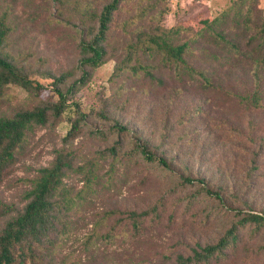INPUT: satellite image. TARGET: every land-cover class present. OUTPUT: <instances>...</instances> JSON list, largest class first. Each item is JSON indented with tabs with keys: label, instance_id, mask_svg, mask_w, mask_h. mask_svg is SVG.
<instances>
[{
	"label": "trees",
	"instance_id": "trees-1",
	"mask_svg": "<svg viewBox=\"0 0 264 264\" xmlns=\"http://www.w3.org/2000/svg\"><path fill=\"white\" fill-rule=\"evenodd\" d=\"M52 1L59 7L67 6L64 20L75 23L72 25L76 32L79 76L72 79L65 73L43 82L0 52V104L11 98L13 88H18L30 101L8 114H0V182L16 162L28 132L62 121L71 107L67 101L89 82L94 70L110 59L115 62L109 79L112 92L95 114L103 120L113 117L116 126L112 130L93 129L89 134L101 140L117 136L112 144L97 152L95 159L82 164H77L81 157L78 148H57L50 163L39 167L30 178L22 207L0 202V215L7 216L0 226V264H49L44 259L45 252L53 249L58 238L67 232L73 209L78 211L100 189H109L116 182L117 163L123 167V174L141 161L157 165L154 170L160 173L172 172L177 158L168 157L162 150L167 144L170 117L179 111L171 127H183L187 121L200 120L206 114L202 107H209L212 102V97L205 95L198 98V105L189 106L186 98L192 92L210 93L233 109L237 106L245 112L264 114V15L257 0H234L220 14L202 19L198 27L162 24L168 9H157L154 2L150 4L147 0ZM122 15L124 21L116 24ZM6 20L7 15L0 17V46L10 32ZM239 65L251 83L244 93L224 88L220 76L222 68ZM160 99L162 103L157 104ZM135 105L143 112L155 113L152 115L158 124L156 129L161 127L159 143L153 128L143 133L137 127L128 138L127 126L117 123L119 115L127 114ZM75 113L74 119L69 118L71 126L66 135L69 139L80 133L81 122L89 115ZM128 140L131 145L125 147ZM260 149L259 154L262 151L264 154V140ZM100 160L109 161L104 180L99 173ZM72 175H80L77 180L82 186L77 190L65 181ZM149 175L145 174L140 183H146ZM180 177L181 186L200 185L187 196V209L209 196L232 210L225 203L224 186L209 187L205 179L190 174ZM165 197L166 193L150 209L129 211L131 229L128 225L129 229L124 227L119 233L112 227L103 233V238L133 237L144 227L145 219L150 217V223L158 221ZM233 212L235 220L216 241L197 243L188 253L176 254L172 264L227 263L244 248L245 235L250 237L264 231V208L260 213L236 208ZM167 221L170 223L172 216Z\"/></svg>",
	"mask_w": 264,
	"mask_h": 264
},
{
	"label": "rangeland",
	"instance_id": "rangeland-1",
	"mask_svg": "<svg viewBox=\"0 0 264 264\" xmlns=\"http://www.w3.org/2000/svg\"><path fill=\"white\" fill-rule=\"evenodd\" d=\"M233 1L147 0L150 4L154 2L157 9H168L162 24L193 27H198L202 19L220 14ZM71 2L73 0L68 3ZM257 7L264 15V0H257ZM65 8L67 6L59 7L52 0H0V17L7 15L6 24L10 27L0 52L28 75L43 82L65 73H69L72 79L77 78L76 32L72 25L75 23L64 20L68 12ZM123 21L122 15L116 19V24ZM114 64V60L110 59L92 72L89 82L67 101L71 107L62 121L56 124L50 122L45 127L38 126L28 132L22 150L17 153L16 162L0 182V202L15 208L22 207L30 178L39 167L50 163L57 148H78L81 157L77 159V164H82L95 159L98 151L112 144L116 134L108 140H101L92 137L89 131L112 130L116 126L113 117L103 120L95 114L112 92L109 79ZM220 76L223 87L230 91L244 93L250 88L251 83L244 74L243 66H226L220 70ZM205 95L212 97V102L209 107H202L206 114L200 120L187 121L183 127H171L179 111L170 117L166 128L167 144L162 150L168 157L177 158L175 169L160 173L158 169L154 170L157 165L155 167L141 161L138 165L130 166L123 174V167L117 163L116 182L109 189H100L78 211L73 209V219L67 232L58 238L53 249L45 252L46 262L172 264L176 254L188 253L197 243L216 241L235 220V208L243 211L252 209L256 213L262 211L264 154L263 151L259 152L264 140V114L245 112L237 106L233 109L220 97L196 91L188 95L187 104L198 105V98ZM9 96L10 99L0 104V114H8L12 109L30 104L18 88H13ZM162 101L156 100L157 104ZM182 108L183 105L179 110ZM135 110L137 113H134ZM77 111L89 115L81 122L80 133L69 139L66 137L71 126L69 118L74 119ZM152 114L155 113L143 112L135 105L127 114L119 115L117 123L127 126L130 131L128 138L137 127L143 133L153 128L156 130V143H159L161 127L156 129L158 124ZM130 145L129 140L125 142V147ZM99 162V173L104 180L109 161ZM147 173H150L147 182L140 183ZM180 174L203 178L209 187L224 186L225 203L232 210L209 196L200 198L199 203L187 209V196L200 185L191 183L181 186ZM79 176L72 175L65 181L77 190L82 186L77 180ZM165 193L158 221L150 223V217L145 219L144 227L133 237L103 238V233L112 227L119 233L124 227L129 229L128 212L150 209ZM169 215L172 216L170 223L167 221ZM6 217L0 215V226ZM224 264H264V231L250 237L245 235L244 248Z\"/></svg>",
	"mask_w": 264,
	"mask_h": 264
}]
</instances>
